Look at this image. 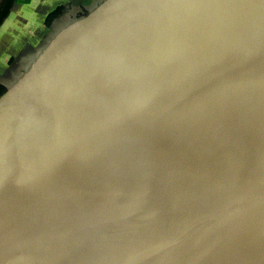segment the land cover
Listing matches in <instances>:
<instances>
[{"label": "water", "instance_id": "water-1", "mask_svg": "<svg viewBox=\"0 0 264 264\" xmlns=\"http://www.w3.org/2000/svg\"><path fill=\"white\" fill-rule=\"evenodd\" d=\"M6 88L0 264H264V0H103Z\"/></svg>", "mask_w": 264, "mask_h": 264}, {"label": "rangeland", "instance_id": "rangeland-1", "mask_svg": "<svg viewBox=\"0 0 264 264\" xmlns=\"http://www.w3.org/2000/svg\"><path fill=\"white\" fill-rule=\"evenodd\" d=\"M58 7L64 8L62 15L46 26L47 16ZM94 8L90 0H16L0 28V83L15 84L58 30Z\"/></svg>", "mask_w": 264, "mask_h": 264}, {"label": "trees", "instance_id": "trees-1", "mask_svg": "<svg viewBox=\"0 0 264 264\" xmlns=\"http://www.w3.org/2000/svg\"><path fill=\"white\" fill-rule=\"evenodd\" d=\"M15 5V0H5L3 9L4 12L2 16L0 17V26L3 24V22L9 17L13 7ZM64 8L58 7L55 10H53L49 15L47 16L45 20L46 26H51L52 23L59 18L63 13ZM7 93V88L0 84V99Z\"/></svg>", "mask_w": 264, "mask_h": 264}, {"label": "crops", "instance_id": "crops-1", "mask_svg": "<svg viewBox=\"0 0 264 264\" xmlns=\"http://www.w3.org/2000/svg\"><path fill=\"white\" fill-rule=\"evenodd\" d=\"M103 0H90V9H92V8H94V7H96V6H98L101 2H102ZM87 12H89V11H87ZM12 13V12H11ZM11 13H10V15H11ZM9 15V16H10ZM8 19V18H7Z\"/></svg>", "mask_w": 264, "mask_h": 264}, {"label": "flooded vegetation", "instance_id": "flooded-vegetation-1", "mask_svg": "<svg viewBox=\"0 0 264 264\" xmlns=\"http://www.w3.org/2000/svg\"><path fill=\"white\" fill-rule=\"evenodd\" d=\"M16 1V0H15ZM4 2H5V0H0V17L2 16V14H3V12H4V9H3V5H4ZM15 6V5H14ZM14 8V7H13ZM55 10V9H54ZM58 19V18H57ZM6 21V20H5ZM4 21V22H5ZM3 22V23H4ZM3 25V24H2ZM1 25V26H2ZM1 26H0V28H1ZM2 85H4V84H2ZM5 87H6V85H4Z\"/></svg>", "mask_w": 264, "mask_h": 264}]
</instances>
